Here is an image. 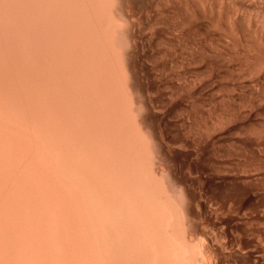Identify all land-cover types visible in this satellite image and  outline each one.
<instances>
[{"label": "bare ground", "instance_id": "obj_1", "mask_svg": "<svg viewBox=\"0 0 264 264\" xmlns=\"http://www.w3.org/2000/svg\"><path fill=\"white\" fill-rule=\"evenodd\" d=\"M116 1L0 0V264H182L198 247L191 206L157 183L166 171L139 114L145 95L131 90L129 48L117 49ZM203 250L192 254L208 264Z\"/></svg>", "mask_w": 264, "mask_h": 264}, {"label": "rangeland", "instance_id": "obj_2", "mask_svg": "<svg viewBox=\"0 0 264 264\" xmlns=\"http://www.w3.org/2000/svg\"><path fill=\"white\" fill-rule=\"evenodd\" d=\"M263 2L116 1L117 7L121 9L118 5L122 4L123 8L122 11L115 8L123 25V30L119 31L122 35L118 33V42L115 41L121 45L117 44V49L125 52L124 49L129 48L126 63L131 71V90L134 87V94L145 95V100H136L141 103L139 110H144L139 114L142 118L145 115L141 119L143 127L151 131L148 133L153 136L155 148H160V158L156 161L161 162L166 171L165 180L160 178L157 183H164V187L161 186L167 189L168 196H176L172 200L176 206V202L181 205L177 207L191 206L194 212L190 228H193L191 231L195 236L193 243L198 245L192 246L196 248L192 251L204 249L208 264H264V68L256 62V57L262 53L257 50L258 47L264 48ZM120 12L126 19L118 14ZM231 22L233 24H229ZM122 44H125L124 47ZM135 98L140 99L141 96ZM154 145L150 144L153 151ZM169 170L171 174L167 172ZM169 179L176 182L173 189L168 187ZM203 227H207L206 230ZM172 232H177L176 227ZM191 245L188 248L191 249ZM192 251L189 252L192 254ZM188 253L190 259L194 253L200 257L199 251L192 255ZM188 258L182 264H188ZM198 258L193 257L191 264L199 263L201 257Z\"/></svg>", "mask_w": 264, "mask_h": 264}]
</instances>
